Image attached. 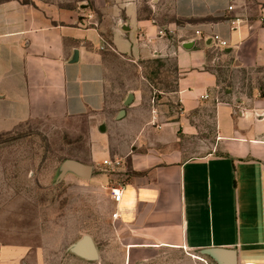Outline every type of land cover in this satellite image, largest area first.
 I'll return each instance as SVG.
<instances>
[{
	"label": "crops",
	"instance_id": "obj_1",
	"mask_svg": "<svg viewBox=\"0 0 264 264\" xmlns=\"http://www.w3.org/2000/svg\"><path fill=\"white\" fill-rule=\"evenodd\" d=\"M99 1L97 12L44 0L0 3V133L33 120L102 113L105 59L110 49L126 56L120 42L132 21L139 47L150 48L145 60L175 57L180 111L161 110L154 118L145 108L146 91L135 93L125 115L129 125L117 135L139 147L116 156L121 174L102 165L113 147L106 153L99 142L91 154L102 166L95 176L92 168L91 182L112 185L78 189L91 195L92 211L98 212L95 197L104 200V231L91 228L98 261L61 250L55 233L61 225L36 218L35 204L21 199L0 209V264H107L112 258L122 264H264V10H247L241 0H174V16L183 23L164 27L174 36L169 40L157 37L155 20L139 17L135 0ZM214 35L228 47L217 48ZM134 121L135 137L127 131ZM94 134L103 133L97 128ZM120 187L116 203L112 193Z\"/></svg>",
	"mask_w": 264,
	"mask_h": 264
},
{
	"label": "rangeland",
	"instance_id": "obj_2",
	"mask_svg": "<svg viewBox=\"0 0 264 264\" xmlns=\"http://www.w3.org/2000/svg\"><path fill=\"white\" fill-rule=\"evenodd\" d=\"M4 1L6 0H0V3ZM44 1L56 4L65 10L97 12L95 5L99 0ZM117 1L120 2V0ZM135 1L138 3L139 17L155 20L160 30L167 33L166 39L173 40L172 33L164 27L170 24L181 26L183 23L174 16V0ZM241 1L247 4V10L257 12L264 10V0ZM103 2L104 0L99 1L100 4ZM132 23L133 30L127 33L126 42H120V49L128 50V53H125L126 56H120L110 49L105 59L106 88L102 113L88 114L80 118L33 120L20 124L13 130L0 133V209L12 200L24 199L33 202L36 218L61 225L60 228H56L55 233L62 238L60 248L63 251L77 242L79 237L84 235L91 237L92 225L98 224L95 232L104 231L103 198L101 195L98 199L95 197L99 203L98 212L97 209L92 211L91 195L81 194L78 189L112 188L111 184L108 187L106 184H93L91 180L80 181L73 175L58 181L63 162L82 160L84 164L94 169L93 176H95L101 173L102 166L91 160V154L95 152L94 149L99 142L102 143V147L108 148L106 153L110 150V146L115 149L107 156L113 160L116 156H128L130 147H139V144L133 142V139L130 140L128 136L117 135L124 133L129 125L126 121L127 116L119 120L118 115L122 110L131 109L132 106L125 107V102L131 94L146 91L145 108L146 111L150 110L154 118L157 114L160 115L161 110L167 111V114L180 111L173 95L180 78L175 57L164 53L145 60L150 57V48L139 47V42L136 41V23L135 21ZM141 38L139 35V39ZM132 48L143 60L132 58L130 52ZM218 52L219 50H214L213 54L216 55ZM154 108L156 111H153ZM103 124L107 129L105 132L100 131V126ZM97 128L100 133H103L100 134L102 138H96L94 131ZM138 128L139 122L134 121L127 131L135 137L138 134ZM146 137L148 138L149 135ZM106 153H101L98 158L103 159ZM119 169L112 171L107 168L106 170L120 175ZM117 181L120 182L121 178ZM115 182L114 180V184ZM49 229L50 227L46 229V232H51L53 227ZM107 262V264H122V259L112 258Z\"/></svg>",
	"mask_w": 264,
	"mask_h": 264
},
{
	"label": "water",
	"instance_id": "obj_3",
	"mask_svg": "<svg viewBox=\"0 0 264 264\" xmlns=\"http://www.w3.org/2000/svg\"><path fill=\"white\" fill-rule=\"evenodd\" d=\"M193 47V44H187L184 46V48L186 49H191ZM78 54L75 53V57ZM134 102V95L131 94L128 96L127 101L125 102V107H130L132 105V103ZM126 115V111L122 110L119 115H118V119H122L124 118ZM100 131L101 132H105L106 131V126L103 124L100 126ZM68 175H73L76 176L78 178H81L83 180H90L92 175H93V169L91 166L89 165H85L83 163H80L78 161L75 160H66L63 162L60 171H59V176H58V181H62L64 180V178ZM67 251L80 258L83 260H87V261H98L99 260V253H98V249L96 247V244L94 242V240L92 239V237L88 236V235H84L81 237V239H79L77 242H75L74 244H72ZM206 255H208L209 257L212 258H216V254L215 252L212 251H208L206 253Z\"/></svg>",
	"mask_w": 264,
	"mask_h": 264
},
{
	"label": "built area",
	"instance_id": "obj_4",
	"mask_svg": "<svg viewBox=\"0 0 264 264\" xmlns=\"http://www.w3.org/2000/svg\"><path fill=\"white\" fill-rule=\"evenodd\" d=\"M233 7H229V10H232ZM167 33L164 31V30H160L158 32V35L157 37L160 38V39H166V35ZM201 32L197 31L196 32V35H200ZM142 39V38H141ZM213 39V42H214V45L217 47V48H227L228 47V42H226L225 40H223L221 37H219L218 35H214L212 37ZM148 42H151V40H148ZM205 98H208L205 97ZM103 165L105 167H107L108 169L110 168L112 171H115L117 169H119L122 165V161L119 160V159H110V160H107L103 163ZM123 187H120V188H116L113 190V197H114V201L116 203H119L122 199V195H123ZM114 218H117V214L114 215Z\"/></svg>",
	"mask_w": 264,
	"mask_h": 264
}]
</instances>
